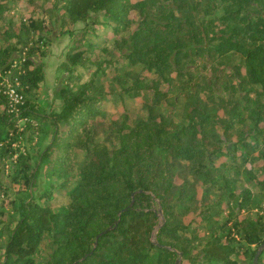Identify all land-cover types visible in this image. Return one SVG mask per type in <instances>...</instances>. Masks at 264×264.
I'll use <instances>...</instances> for the list:
<instances>
[{
	"label": "trees",
	"instance_id": "1",
	"mask_svg": "<svg viewBox=\"0 0 264 264\" xmlns=\"http://www.w3.org/2000/svg\"><path fill=\"white\" fill-rule=\"evenodd\" d=\"M13 1L0 0V71L20 62L26 103L17 116L0 91V165L16 155L20 119L44 125L34 128L46 144L9 160L14 192L0 172V264H253L264 243V0H54L28 21L9 15ZM53 8L74 42L60 108L47 111L38 92ZM139 97L143 114L130 108Z\"/></svg>",
	"mask_w": 264,
	"mask_h": 264
},
{
	"label": "rangeland",
	"instance_id": "2",
	"mask_svg": "<svg viewBox=\"0 0 264 264\" xmlns=\"http://www.w3.org/2000/svg\"><path fill=\"white\" fill-rule=\"evenodd\" d=\"M45 1L49 3H54V0H15L11 4L13 7L12 9H10L9 15L11 17H15L17 21L20 20L28 21L31 20V18L35 19L36 17L32 16V12L36 10L38 7H40L41 4L44 3ZM45 14L47 21L51 19V24L53 25L54 31L49 36L50 43L47 46L43 47V49L46 50L47 52L46 57L43 59L45 66V85L38 92V98L40 104L47 111H52L59 109L61 105L60 99L57 96V90L60 88V86L63 83H65L64 64L66 61L67 54L71 48V45L74 42V38L70 37L69 35H63V36L58 35L60 21L58 17V11L56 10V8L46 9ZM82 26L83 23L78 24V28ZM106 37L109 38L111 37V35L107 34ZM108 45L112 46L113 43L109 42ZM232 62L234 65L240 63L241 62L240 55L238 54L233 55ZM130 108L132 110L139 112V114H143V97L136 98V100L133 101V103H131ZM109 111L111 114H120L121 112H123V105L120 103L117 105H113ZM26 121H27L26 119L18 120L19 129L18 132L14 134L12 137V141H13L12 146L16 152V153L14 152L16 155H18L20 152H27L31 156H33L34 159H36L38 154L37 148L46 144V140H43L41 136L37 135L36 129L34 127H39L40 129L44 130L45 126L39 124L37 120L33 119L32 127H28ZM234 139L236 140V138ZM15 156H12V158L5 156L3 163L0 165V170H1L0 172L2 176L1 177L2 182H4V189H6V187H9L12 190V192H14V188L18 189V187L9 184L10 179L8 177V173L10 172V167L8 166V164H9V160L15 158ZM224 160H225L224 157L221 158L219 160V163L223 162ZM247 166L249 168L252 167L250 163H248ZM45 184H46V176L43 172V174L40 175V177L38 178V181L35 185V189H34L35 194H39L41 189L45 187ZM245 184L246 182L243 179L238 183V186L242 187L245 186ZM201 191H202V187H200V192ZM53 202L55 203V201ZM251 212L255 213L257 211L256 209H252ZM259 212L263 213L262 210H260ZM185 221L192 222L191 223L192 226H195L200 221V217H198V215L195 213H191L185 217ZM184 264H189V262L185 261ZM261 264H264V253Z\"/></svg>",
	"mask_w": 264,
	"mask_h": 264
},
{
	"label": "built area",
	"instance_id": "3",
	"mask_svg": "<svg viewBox=\"0 0 264 264\" xmlns=\"http://www.w3.org/2000/svg\"><path fill=\"white\" fill-rule=\"evenodd\" d=\"M20 62L14 61L7 69L0 71V91L7 97L9 111L19 115L26 103V95L21 87Z\"/></svg>",
	"mask_w": 264,
	"mask_h": 264
},
{
	"label": "water",
	"instance_id": "4",
	"mask_svg": "<svg viewBox=\"0 0 264 264\" xmlns=\"http://www.w3.org/2000/svg\"><path fill=\"white\" fill-rule=\"evenodd\" d=\"M159 214L160 215H162V209L161 208H159ZM110 229V228H109ZM107 232V230H105L104 232H102L101 234H99L98 236H97V239H96V241H95V246L97 245V243H98V239L100 238V236H102L104 233H106ZM264 251V243L263 244H261L259 247H258V249H257V251H256V254H255V257H254V260H253V264H258L259 263V257H260V255L262 254V252ZM176 264H181V259H178L177 260V262H176Z\"/></svg>",
	"mask_w": 264,
	"mask_h": 264
}]
</instances>
